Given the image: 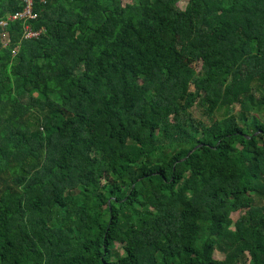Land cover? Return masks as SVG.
<instances>
[{"label":"trees","instance_id":"obj_1","mask_svg":"<svg viewBox=\"0 0 264 264\" xmlns=\"http://www.w3.org/2000/svg\"><path fill=\"white\" fill-rule=\"evenodd\" d=\"M177 1L0 27V264H264V0Z\"/></svg>","mask_w":264,"mask_h":264},{"label":"built area","instance_id":"obj_2","mask_svg":"<svg viewBox=\"0 0 264 264\" xmlns=\"http://www.w3.org/2000/svg\"><path fill=\"white\" fill-rule=\"evenodd\" d=\"M24 6L21 10L9 14L5 19L0 20V27L3 29L2 38L3 42L9 43V29L10 23L16 20L24 21L23 27V38L32 39L40 36L43 29H33L29 21L36 18V13L34 12V2L35 0H23Z\"/></svg>","mask_w":264,"mask_h":264},{"label":"rangeland","instance_id":"obj_3","mask_svg":"<svg viewBox=\"0 0 264 264\" xmlns=\"http://www.w3.org/2000/svg\"><path fill=\"white\" fill-rule=\"evenodd\" d=\"M187 3H188V0H178L177 1V6L179 8H181V9H184L186 7ZM238 58H239V56L236 55L235 59L238 60ZM199 68H200V65H199ZM193 113H194L195 116H198V112L197 111L194 110ZM239 212H240V210L239 211L238 210H232L229 214L231 215L233 220H237V218L239 217ZM114 247L116 249H118L121 253H124V250H123V247H122L121 244L117 243V245H115ZM215 257L221 259V258H223V254L220 253V252H215ZM246 264H251V262L249 261Z\"/></svg>","mask_w":264,"mask_h":264}]
</instances>
